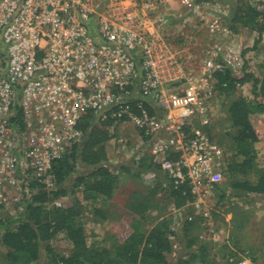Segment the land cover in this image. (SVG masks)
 Masks as SVG:
<instances>
[{
	"label": "built area",
	"instance_id": "2783aa9c",
	"mask_svg": "<svg viewBox=\"0 0 264 264\" xmlns=\"http://www.w3.org/2000/svg\"><path fill=\"white\" fill-rule=\"evenodd\" d=\"M178 1L226 13L237 0ZM156 9L152 0H0V205L10 193L28 195L32 182L54 187L53 164L82 139L79 123L92 112L144 133L173 187L195 196L212 241L223 242L206 207L225 181L227 154L207 132L206 107L218 74L242 76V60L216 45L199 72L185 73L151 26ZM223 25L216 18L209 28Z\"/></svg>",
	"mask_w": 264,
	"mask_h": 264
},
{
	"label": "trees",
	"instance_id": "16d2710c",
	"mask_svg": "<svg viewBox=\"0 0 264 264\" xmlns=\"http://www.w3.org/2000/svg\"><path fill=\"white\" fill-rule=\"evenodd\" d=\"M235 9L231 28L235 32H238V26L250 29L258 34L257 43H261L264 35L263 0L256 4L237 0ZM245 84H251V97H235ZM216 87V97L233 99L227 111L229 130L223 133L221 139L215 140L210 125L207 127L210 137L227 154L224 182L236 193L264 195V161H258L256 145L259 137L251 123L253 115L264 114V79L248 71V67H245L242 76L226 70L218 74ZM146 107L149 113H154L151 103H147ZM120 124L122 121L117 122L110 115L88 113L78 126L82 139L69 145L53 164L54 187L47 189L32 182L28 185V195L22 190L6 196L0 211H15L14 215L0 217V244L7 250V264H212L215 261L217 256H211L209 242L200 240L196 233L203 228L202 220L196 218L182 224L187 245L177 258L172 259L176 243L182 242L183 237L180 239L181 233L172 229V219L167 214L147 227L146 219L149 216L146 211L149 207L145 208V217L133 224L131 233L124 241L117 242L111 248L88 244L85 229L80 223L83 205L109 200L114 196L120 177L111 166L107 144L112 138L111 128ZM140 136L148 143L144 133L140 132ZM176 158L178 156L171 159ZM120 169L121 175L122 172H130L126 166ZM138 171L139 174H155L159 183L163 179L165 187L160 189L164 190L170 207H190L195 201V196L187 187H173L152 155L141 160ZM78 191L81 199L61 208L56 206L57 201ZM60 237L67 239L72 246L68 256L60 254L53 245ZM234 241L241 245L240 239ZM245 251L241 252L244 254ZM238 253L232 251L224 255V260L229 256L225 264H236ZM231 259L234 261L231 262Z\"/></svg>",
	"mask_w": 264,
	"mask_h": 264
},
{
	"label": "rangeland",
	"instance_id": "374dc122",
	"mask_svg": "<svg viewBox=\"0 0 264 264\" xmlns=\"http://www.w3.org/2000/svg\"><path fill=\"white\" fill-rule=\"evenodd\" d=\"M152 1L157 9L150 16L151 26L157 36L162 38L172 53L180 59L185 73L188 71L199 72L205 61L212 56L214 47L222 45L234 48L240 55L242 74L245 67H248V71L264 79V35L263 41L257 43L259 36L256 32L239 26L238 32H235L231 28L236 2L229 4L226 13H215L214 11L195 13L178 0ZM216 18L221 20L225 30L214 34L210 31L209 25ZM251 89V84H245L239 88L235 97H251ZM232 100V98L224 96L216 97L214 101L207 104L206 115L210 119V127L215 140L221 139L223 133L229 130L227 111ZM252 117L257 119L256 124L259 125L258 135L261 138L256 147L260 157L259 162L263 163L264 117L262 114H255ZM111 130L112 138L107 145L111 166L120 178L112 199L98 200L83 205L80 223L85 229L88 244L111 248L117 242L124 241L131 233L133 224L141 217H145V208L149 207V210L146 211L149 216L146 219L147 227L148 224L153 225V222L167 214L172 219V229L176 232L179 231L178 234L181 233L182 242L180 241L176 245L177 248L172 255V259L177 258L187 245L183 229L179 228L184 224L185 216L175 212L174 207L168 205L164 190L160 189L165 187L163 179L159 183L155 174H139L138 171L141 160L151 155V146L142 139L140 131L131 124H120L112 127ZM122 166L130 168V172H122L121 175L120 168ZM79 199H81V194L78 191L60 201L63 205H68ZM14 213L13 209L9 213L1 211L0 217H5L7 214L14 215ZM263 220V217H257L258 224L254 222L248 224V229H245V232L241 234L240 242L243 248L255 246L258 239L254 235L255 232L258 234V230L261 231L262 227L264 229ZM196 233H201L206 238L203 229L197 230ZM53 245L63 256L70 255L72 251L70 242L64 237L58 238ZM6 253L7 250L0 244V264H7ZM247 253L245 252L242 257H246L249 263L254 264L252 253L249 251ZM222 261L215 262V264H223L224 261ZM260 262L264 264V256Z\"/></svg>",
	"mask_w": 264,
	"mask_h": 264
},
{
	"label": "crops",
	"instance_id": "0c3cea01",
	"mask_svg": "<svg viewBox=\"0 0 264 264\" xmlns=\"http://www.w3.org/2000/svg\"><path fill=\"white\" fill-rule=\"evenodd\" d=\"M262 115L264 117V114ZM256 121V118L254 119L253 117H251V123L256 133L258 134L259 125L256 124ZM260 138L261 137H259V139ZM259 160L260 157L258 161ZM221 189L224 191H220ZM207 205L208 206L206 208L209 209L213 215L211 220L213 224L212 229H214V231L217 233H221L222 238L224 237L222 243L216 244L212 241L210 230L202 228L204 230L206 238L201 233L199 234L200 240H206L207 242H209L211 248V256H217V258L215 259L216 261H212V264H215V262L219 263L222 260L226 263L227 259H229V256L226 258V260L223 259V256L229 254L232 251L239 252L238 257L235 259V262H237L236 264H252L247 261L246 257H242V255H245V253L243 254L241 252L242 250H246L252 253L254 264H261V258L262 256H264L263 227H260L261 231L258 230V234H256L255 232L254 236H256L255 238H257L258 240L254 247L252 246L243 248L242 245H238V243L234 241V239L237 238L241 241V234L245 232V229H248V224L250 222H252V224L253 222L255 224H258L257 217H263L264 219V195L236 193L232 190V187L227 182H223L218 187L215 197L208 200ZM179 210V213L185 216V221H188L189 216L194 215L196 220H202L200 213H196L195 209L191 205L190 207H184L178 209V211ZM251 217H254V219H251ZM181 227L182 226H180L179 228ZM176 245H178V243H176ZM225 246H227L228 248H225Z\"/></svg>",
	"mask_w": 264,
	"mask_h": 264
}]
</instances>
